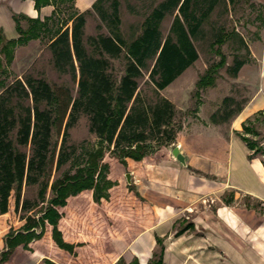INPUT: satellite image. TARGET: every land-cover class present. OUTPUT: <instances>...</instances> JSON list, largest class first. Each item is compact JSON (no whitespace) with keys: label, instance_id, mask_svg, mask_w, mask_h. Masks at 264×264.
Listing matches in <instances>:
<instances>
[{"label":"trees","instance_id":"1","mask_svg":"<svg viewBox=\"0 0 264 264\" xmlns=\"http://www.w3.org/2000/svg\"><path fill=\"white\" fill-rule=\"evenodd\" d=\"M102 1L97 0L92 9H97ZM221 1L165 0L145 17L140 34L127 41L116 27L119 24L118 3L113 0L110 22L114 28L107 35L88 37L86 43L90 50L83 43L85 16L89 11L71 17L70 27L58 31L47 48L53 69L68 75L76 84L75 97L67 87L49 85L42 79L29 76L7 85L0 81V215L8 212L12 194L17 210L23 185L41 184L38 197L44 199L47 184L43 179L51 164L48 154L52 129L59 133L64 127L56 168L70 160L73 151L65 150L66 129L80 115L87 118L88 131L96 136L98 144L87 153L83 165L76 167L72 174L63 173L51 183V197L38 217L26 216L20 230L7 234L5 250L0 252V263L6 261L17 246L26 247L31 240L39 238L45 222L52 227L54 242L73 253L74 245L62 242L57 230L61 216L57 208L65 205L67 197L83 190H91L93 200L99 202L104 191L111 186L104 179L101 163L105 152L125 164L126 159L140 161L149 153L152 144L162 148L174 142L176 131L181 129L173 125L177 110L168 99L159 95V91L196 61L198 55L191 38ZM226 1L233 6L241 0ZM47 2L36 0L35 7ZM174 11L176 14L168 34L162 38L160 22L166 14ZM14 21L20 36L16 40L4 41L0 35V55L6 64L12 60L13 49L36 39L37 31L44 26L35 22L28 31H22L17 18L14 17ZM225 36L221 30L210 44V50L220 46ZM213 52L219 55V61L199 77L195 82L196 89L212 86L215 72L224 65L225 57L218 49ZM115 59L124 63L118 78L111 68V60ZM148 61H153L148 70L151 96L141 93L137 82ZM241 139L249 150L254 151V144L245 137ZM26 205L27 201L21 202V208ZM36 228H40V233H35ZM128 264H137V261ZM151 264L162 263L159 258Z\"/></svg>","mask_w":264,"mask_h":264},{"label":"rangeland","instance_id":"2","mask_svg":"<svg viewBox=\"0 0 264 264\" xmlns=\"http://www.w3.org/2000/svg\"><path fill=\"white\" fill-rule=\"evenodd\" d=\"M115 1L118 3L119 18L116 27L122 38L129 41L140 34L145 17L165 0ZM112 3L113 0H103L97 9L89 10V14L85 16L83 43L88 50H90L86 43L88 37L107 35L114 28L110 22ZM174 14L176 11L166 14L161 20L159 30L162 38L168 34ZM59 23L60 21L52 22L48 25L49 31L41 38L18 50L14 62L6 65L2 59L0 81L4 85L29 76L42 79L49 85L67 87L71 96L75 97L76 84L68 75L59 74L53 69L47 48L59 28ZM221 30L226 38L220 46H214L213 50L218 49L220 55L225 57L224 65L215 72L212 86L196 89L195 82L199 77L208 67L219 61V55L210 50V44ZM191 41L198 55L196 61L166 88L159 91V95L168 99L177 110L173 125L181 129L176 131L174 142L179 138L184 125L189 132L192 127H196L202 131V134L209 127H218L222 135L237 126L238 133L254 144V151H250L252 157L262 159L264 162L263 4L255 0H241L231 6L226 0H222L214 7ZM123 64L121 59L111 60L115 77L118 78L122 74ZM152 64L153 61L147 62V67L142 70V76L137 80L139 91L147 96H151L152 90L148 78V70ZM63 133L64 127L59 133L55 129L51 131L48 154L51 164L43 179L47 184L44 199L38 197L41 184L23 185L17 210L14 209V194H12L8 212L0 215V252L5 250L7 234L20 230L26 216L36 218L40 215L51 197L49 188L51 183L61 178L63 173L72 174L76 167L84 164L87 153L98 145L96 136L88 131L87 118L80 115L76 122L66 129L65 150L73 151L70 160L56 168L55 162L62 144ZM162 148L152 144L151 150L142 159L157 158ZM20 150L26 149L20 148ZM126 160L125 164H122L112 154L105 152L101 163L104 166V179L111 183V186L104 191L99 202L93 200L91 190H83L75 196L67 197L65 205L57 208L58 213L61 214L57 221V230L62 242H74L73 253L63 252L65 250L53 240L52 227L45 222L39 238L31 240L26 247L17 246L9 258L0 264H23L33 255L43 253L56 261H61L62 252L66 264H86L82 257L90 255L91 252L94 254L92 251L94 242L103 241L102 238L112 235L136 232L145 222L148 209L136 198L132 177L129 184L125 182V174L132 170ZM224 198L225 202H229L228 204L232 206L246 207L259 216L264 215V205L249 197L227 193ZM22 201H27L25 208H21ZM35 233H40V228H36ZM77 245L79 246L76 248Z\"/></svg>","mask_w":264,"mask_h":264},{"label":"crops","instance_id":"3","mask_svg":"<svg viewBox=\"0 0 264 264\" xmlns=\"http://www.w3.org/2000/svg\"><path fill=\"white\" fill-rule=\"evenodd\" d=\"M96 1L48 0L36 8V0H0V35L4 41L20 36L14 17L22 31L35 22L44 24L36 39L49 31L52 22L60 21L56 31H62L70 27L71 17L91 10ZM255 1L264 6V0ZM36 39L17 45L11 62L18 50ZM0 59L3 68L2 55ZM262 86L264 89V72ZM217 128L209 127L202 134L196 127L189 132L184 125L179 138L163 147L157 158L126 160L132 170L126 173L129 181L125 174V182L129 184L132 177L136 198L148 215L136 232L94 242V254L82 257L86 264H128L133 260L151 264L159 258L162 264H264V215L232 206L224 198L232 193L264 205V162L252 157L237 126L225 135ZM174 147L183 162L173 157ZM63 252V262L43 253L23 264H66Z\"/></svg>","mask_w":264,"mask_h":264},{"label":"water","instance_id":"4","mask_svg":"<svg viewBox=\"0 0 264 264\" xmlns=\"http://www.w3.org/2000/svg\"><path fill=\"white\" fill-rule=\"evenodd\" d=\"M172 155H173V157H175L178 161L183 162L182 157L178 154V149H177V147H174V148H173V150H172ZM126 179H127V181H129V176H128V174H126Z\"/></svg>","mask_w":264,"mask_h":264}]
</instances>
